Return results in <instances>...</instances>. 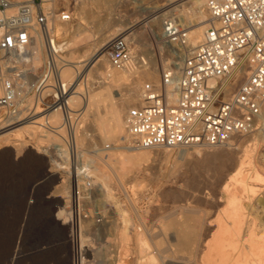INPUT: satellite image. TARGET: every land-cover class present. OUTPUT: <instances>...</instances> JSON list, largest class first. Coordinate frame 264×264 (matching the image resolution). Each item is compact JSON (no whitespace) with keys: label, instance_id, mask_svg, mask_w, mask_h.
I'll return each instance as SVG.
<instances>
[{"label":"rangeland","instance_id":"374dc122","mask_svg":"<svg viewBox=\"0 0 264 264\" xmlns=\"http://www.w3.org/2000/svg\"><path fill=\"white\" fill-rule=\"evenodd\" d=\"M42 2L53 3V10L56 14L62 10L71 13L69 20L61 19L59 15L56 19L64 29L68 28L67 33L58 34L57 40L62 45L65 44V41L77 40L69 47H62L61 53L65 60L86 59L101 44L105 46L112 37L120 33L124 34L132 21L143 20L141 26L137 28L135 36H131L129 40L131 51L138 59L137 65L144 62L143 60L148 61L147 66L157 65L155 63H158V66L163 64L160 73H158L159 79L162 78L160 74L163 72V67L165 68L169 63L174 64L176 56L180 55L181 51L178 52L177 48L180 46L175 42L173 46L170 44L165 46L163 42H157L149 36L147 26L152 21H147L149 19L147 17L150 8L165 5L166 8L162 12H167V14L162 16L163 19L174 17L175 22L186 29L196 18L195 13L200 11V8L193 3L184 5L182 8L179 7L177 11L176 9L172 10L174 5L168 7V2L171 0H42ZM206 8L207 5H204L201 10L207 19L209 12ZM178 14L186 16L187 19H179ZM146 27L147 30H145ZM110 32L114 34L105 41H101ZM162 48L164 50H161ZM87 49L91 53L85 55ZM181 49L185 51L183 47ZM105 58L109 64L105 69L106 74L114 76L116 73H121V69L113 66L106 54ZM94 63L95 61L83 73L79 70L75 71L72 80H70L71 82L78 79L82 88L80 92L83 93V99L80 98L81 100L73 106L75 109L84 110V95L87 89H89L87 91L91 90V93L99 95L108 92L105 90L103 82L110 78L105 74L101 75L97 69L98 64L93 66ZM146 65L137 68V71L132 73L133 75L123 69L124 74L122 75L124 76L115 81V85L109 90L112 91L110 94L118 100L124 99L128 91L127 87L135 85L137 77H140L137 83L140 88H143L145 83L151 82L141 74ZM42 68L43 66L39 72ZM90 69L91 72L86 75ZM34 82L35 79L32 80V83ZM154 83L156 84L157 81ZM127 84L129 85L127 86ZM33 91L23 90L29 106L34 101ZM119 92L121 93L119 94ZM138 104H141V101ZM127 111L126 109L124 115L127 114ZM92 112L89 111L87 116L83 111L76 119L79 123L77 157L71 156L66 150L68 149V130L61 126L58 127L61 129L59 130L61 133L56 134L55 138L40 137L37 139L25 136L37 147L34 148L36 155L29 157L20 144H15L18 142L14 139L17 132L15 129L20 123L18 117L8 116L5 109L0 108V136L2 135L0 137V264H10L11 251L17 237L18 255L14 264H75L76 259L73 263L70 238V235L75 232L78 233L79 239L83 238V241L81 240L77 245L80 251L82 246L87 248L82 264H110L117 260L120 264H140L141 255H144L148 250L159 254L161 259L158 260V264H201V256L205 253L203 250H207L208 243L206 242L217 235L220 217L229 205L223 185L229 176L236 172V168L232 167V162L244 154L243 151L238 152L237 147L238 145L244 146L247 139H252L257 130L237 135L234 137L232 146H191L187 149L185 156L180 155L183 147L169 146L148 148L145 155L135 154V157L139 158V164L136 168H131L123 178L126 194L119 186L115 168L111 166L113 161H110V164H104L100 160V157L105 155L104 153L108 151L112 153L111 149L115 144L124 143L118 140L117 136L112 135L102 139L104 135L102 136L99 126H97L98 121L93 117L94 113ZM38 115H41V112ZM52 116L49 119L52 124L58 126L62 118L56 121L57 114ZM13 145L15 146L13 147ZM104 146L105 148L101 149ZM263 146L264 142L257 156L262 167H264L261 161ZM59 147H64L65 150H61ZM7 149H13L12 154L8 155ZM39 150L40 152H36ZM120 150L127 151L126 148L121 147L115 151ZM140 150H135V152ZM64 151H66L67 158L63 157L62 152ZM217 154L228 155L231 161H224ZM209 155L211 156L209 157ZM86 156H90L93 160L91 165L85 168V171L81 161ZM54 161L58 164L56 165ZM96 163L100 166L103 165L105 172L112 177L111 191L114 195L112 198L114 202L104 200L103 184H101L104 180L99 177H104V175L96 172V168H94ZM51 173H53L52 176ZM76 178L79 189L74 192ZM252 179L249 181L253 186L258 187L256 192L258 195L250 203L260 204L250 206L248 218L250 221H256L259 224L258 233H263L264 221L260 222L263 216L260 209H264L262 208L264 207V181L258 182ZM88 181L91 182L89 187L86 186ZM75 200L79 205L77 217L71 210V205ZM245 202H249L247 198ZM116 203L120 205V208L126 209L130 213L126 232H130L129 226L132 231L124 240L121 231L124 224L123 216L118 213V206L113 205ZM61 209H64V214L59 217ZM97 212L99 213L97 214ZM99 216L102 218L101 222H97ZM199 219L205 221L206 233L201 239V247L192 255V258L190 254L197 249V246L192 244L188 247L192 251L189 249L181 251L178 248L175 235L183 226L190 230L193 229V225ZM246 221L243 214L236 220V223L243 224ZM53 222H57L60 229L54 228ZM145 236L151 245L150 248L142 250L137 242L139 238ZM187 240L191 241L192 238H187Z\"/></svg>","mask_w":264,"mask_h":264},{"label":"built area","instance_id":"2783aa9c","mask_svg":"<svg viewBox=\"0 0 264 264\" xmlns=\"http://www.w3.org/2000/svg\"><path fill=\"white\" fill-rule=\"evenodd\" d=\"M12 6L16 10L10 12ZM207 8L208 26L197 46L184 55L179 68L171 63L163 68L159 84L145 83L142 103L128 109L127 127L134 146L225 145L235 135L260 130L264 125V0H207ZM50 13L42 0H0V83L5 90L0 95V108L8 116L18 117V122L61 109V127L68 130L66 150L77 157L76 119L82 112L69 105L72 83L63 77L66 60L47 27ZM59 15L64 20L71 18L67 10ZM172 18L165 19V31L167 38L180 46V52L188 31ZM35 24L44 35L47 58L35 82L25 85L16 55L29 53ZM105 52L117 68L138 62L122 33L106 43ZM18 90H34L31 106L24 92ZM173 91L177 92L176 100L170 97ZM261 158L264 164V150ZM75 184L74 192L79 189L77 178ZM71 207L77 217L78 202L75 200ZM101 220L97 217V222ZM70 238L73 263L76 259V264H82L85 257L77 246L78 233Z\"/></svg>","mask_w":264,"mask_h":264},{"label":"bare ground","instance_id":"6f19581e","mask_svg":"<svg viewBox=\"0 0 264 264\" xmlns=\"http://www.w3.org/2000/svg\"><path fill=\"white\" fill-rule=\"evenodd\" d=\"M190 3H193L195 6L199 7L200 11L198 13L196 12L197 14L195 13L196 18L192 17L195 19L188 26V29H189L188 39H187V43L183 46V49H185V51H183L181 49V54L176 56V60L174 63L176 68H179L181 66L184 55L188 54V51L190 52L195 46H197V44L203 38V35H204L205 30L207 28L206 26L208 25V22H206L208 20V18L206 19L204 12L201 10V8L204 5H207V0H171V2H168V7L170 5L171 6L174 5L172 10L176 9V11H177V10H179V7L182 8L184 5H188ZM44 7H45L46 11L52 12L48 15L47 27L49 28V30L56 37L60 33L61 34L67 33L68 28L64 29V27L61 26V24H59L56 21L59 14H56L55 10H53V3H51V2L47 3L46 2V3H44ZM165 8H166V6L164 5V6H160V7L153 6L152 8H150V10L148 9L149 14H148L147 18H149V19L147 21H152V22L150 23L149 26H147L148 30H147V27L145 30H147L149 36L151 38H153L154 40H156L157 42H160V43L163 42L165 46L167 44H170L173 46V43H172L173 41L171 39L167 38L166 31H165V23H164L165 20L163 19V17H164V14L165 15L167 14V12H162ZM199 8H197V9H199ZM194 9H196V8H194ZM15 10H16V7L12 6L9 11L13 12ZM180 11H181V9H180ZM192 15H194V14H192ZM177 16L179 17V19H184V20L187 19L186 16L181 15V14H178ZM59 17H60V15H59ZM142 22H143V20L142 21H132L128 25V30L126 32H124V34L127 36L128 40L131 39V36L132 37L135 36L134 34H135V32H137V28L141 26ZM110 28H111V26H110ZM128 31H129V33H128ZM31 33H32L33 37H32V40H31L29 46H28L29 53L18 52V54L16 55V58L19 60L18 61V68L24 71L23 77H24V79H26V82H27V83H25V85H29L32 82V80L35 79V75L39 72V69L42 66H44V63H45L46 58H47V54L45 52V47H46L45 38H44V35H43L42 31L40 30V27L38 26V24L34 25V27L31 30ZM113 34H114L113 32H110L109 34L105 35L101 41H105V39L111 37ZM76 41L77 40H74V39L71 42L65 41V44L62 45L61 42L57 40V46L59 47L60 50H62V47H64V46L69 47L71 44H74V42H76ZM104 48H105V46L103 44H101V46H98L97 49L95 50V52H93V53H91L90 50L87 49L86 50L87 54H85V55H88L90 53L91 54L86 59L66 60L67 62L64 66L62 74H63V77L65 79L72 80L75 71L79 70L80 72L83 73L87 70V68L91 65V63L93 61H95L93 66L98 64L97 69L99 70L101 75L105 74L106 77L110 78V79H108V81H104V82L102 79L105 90H108L107 93H104V94L100 93L102 95H99L96 93H91V90H90V92L87 91L89 89L86 88L87 90H86V93L84 95V101H85L84 110H81V112L85 111V115H87V113L89 111H91V112L93 111L92 112V113H94L93 117H95L96 120L98 121L97 126H99V129L102 133V136L103 135L105 136V137L103 136L104 138L101 136L102 139L107 138L106 136L112 135V136H117L119 138L118 140H121L124 143L121 145L115 144L111 149L112 153L109 151L104 153L105 155L101 156L100 160L102 162H104V164H110V161H113L112 162L113 165H111V166L113 168H115V170H116L115 176L117 177V179L119 181L118 182L119 186H121L120 188H122L124 193L127 194L126 187L123 183V178L131 168H136L138 166V164H139L138 159L139 158L137 159L135 157V154L145 155L148 152L147 151L148 148H154V147L144 148V147H138V146L133 145V143L131 142L129 133H128L127 120H126L127 114L124 115V112L126 111V109L128 110V108L131 105H139L138 104L139 101H141V103H142L143 88H140L139 85L137 84L140 77L136 78V84L135 85H133L131 87H127L128 91L126 93V97L124 99H120L121 101L116 99L115 97H113V95L110 94L112 91H109V90H111L112 86L115 85L116 80L121 79L124 76V75H122V74H124L123 69H124V71L127 70L130 74H132V73H135L137 71L136 70L137 68H139V67L141 68L143 65L145 66L148 61L145 60V62L138 64V65L136 64L137 61H134L131 64H129L128 66L120 68L121 73H119V74L116 73L114 76H111V75L105 73V69L108 68L109 64L106 61L107 58H105L106 52H105ZM161 50H164V49L162 48ZM60 56L64 60V57H63L61 52H60ZM78 57H80V55H78ZM165 62H163V63H165ZM155 64H157V65H151V66L146 65V68L141 72V74H142V76L147 78L149 81H151L153 83L155 81H157L156 84H159V82H160L159 80L161 78L160 79L158 78V73H160V71H161L160 69H161L163 64L161 66L160 65L158 66V63H155ZM91 69L87 72L86 75H88L91 72ZM127 71H125V72H127ZM139 71H141V70H139ZM129 73H127V74H129ZM160 75L162 77L163 72ZM12 78H15L13 73H12ZM104 80H105V77H104ZM71 83H72V86H71L70 95H69V105L72 107V106L76 105L75 103H77L78 101L81 100L80 98L83 99V93L80 92V90H82V88L80 87V82H78V79L75 80L74 82L71 81ZM128 85L129 84H127V86ZM30 87H31V85H30ZM74 88H76V90H74ZM104 88H102V90H104ZM169 90H175V89H173L172 87H169ZM18 91H20L22 93L23 90H18ZM4 92H5V90L2 86V84L0 83V95L3 94ZM100 92H101V90H100ZM120 93L121 92H119V94ZM170 97L172 100H176L177 99V92H174V91L170 92ZM82 108H83V106H82ZM38 114H40V113H38ZM38 114H36L37 116L34 115L31 118H28L24 121H21L15 129V130H17V132L15 133L16 135L14 136L15 137L14 139L18 141L17 143L15 142V144H20L21 147L24 149V151L27 153V155L29 157L36 155V154H34L35 153L34 148H37V147L35 145H33L32 142H29V140H27L25 138V136H31V137L37 138V139H39L40 137L55 138L56 134L61 133L59 131L61 129L58 128L59 126H61L62 119H63L61 109L57 108V109H53V110L48 111L46 114H42V113H41V115H38ZM53 114H55V115L57 114V120L56 121H58L59 118H62L61 123L58 126L52 124L51 120L49 119V118L53 117L52 116ZM94 122H95V120H94ZM53 126H55V127H53ZM77 128H78V125L75 128L76 142H77V137H78L77 136ZM78 135H79V133H78ZM236 136L237 135H235L234 137H236ZM79 137H80V135H79ZM234 137L232 138V140H230L228 142V144L217 145V146H232ZM247 140H246L247 143L245 145L243 144L244 146L240 147V145H238V147H237L238 152L243 151V153H244L243 156L237 160H234V161L232 160L233 161L232 167L234 166L236 168V172L233 173L232 175H230L228 180L225 181L224 182L225 184L223 185V191H224L225 196L228 198L227 201L229 202V205H228L227 210L224 211L220 217L219 230H218L217 235L214 236L210 241L206 242V243H208L206 246L207 250H203V252H205V253L203 255L201 254L202 255L201 256L202 257L201 264H264V232L258 233L257 228H258L259 224L254 220L250 221V219L248 218L249 213H250L249 212L250 206L260 204V203L257 204V202H255L256 204L250 203V201L253 200V198L258 195V193H256L258 191V189H257L258 187L253 186L249 180L251 178H253V179L257 180L258 182L264 181V167H262L260 165L259 160L257 158L258 151H259L262 143L264 142V125L262 126V128L260 130H257V133H255L253 135L252 139H247ZM196 145H200V144L183 146V149L180 151V155L185 156L187 153V149L191 146H196ZM14 146L15 145H13V147ZM120 147L126 148L127 151L120 150V151L116 152L115 150H117V149L119 150ZM59 148L61 150H65L64 147H59ZM104 148H105V146L102 147L101 149H104ZM13 149H7L8 155L12 154ZM140 149H143V150H140ZM135 150H140V151L135 152ZM194 150H196V149H194ZM263 150H264V146H263L262 152H263ZM36 152H40V150L36 151ZM62 153H63V157L67 158L66 157V151H64ZM196 153H197V151H196ZM198 153H200V152L198 151ZM210 156L211 155H209V157ZM218 156H220L222 158V160H224V161L230 160V156H228V155L220 154ZM261 156H262V153H261ZM35 157H37V156H35ZM92 160L93 159L90 156L89 157L86 156V157L82 158L81 165L84 167L83 170H85L86 167H89L91 165ZM261 161H262V158H261ZM54 163L56 165L58 164V162H55V161H54ZM94 168H96V172L98 174L102 173L104 175V177L99 176L100 179L102 177V179L104 180V182H101V184H103L102 190H103V195L105 197L104 200H106V199L112 200V198L114 196L112 191H111L112 177L107 172H105V168L103 165L100 166V165H97V163H96V165H94ZM109 170H111V169H109ZM86 173H88V172H86ZM52 174L53 173H51L50 175L52 176ZM99 177H98V179H99ZM133 189H134V187H133ZM112 190H113V188H112ZM242 192L244 193V196H242V194H243ZM115 198H116V195H115ZM246 198H247V201H249L248 203L245 202ZM57 199L59 200V198H57ZM109 204H110V202H109ZM113 205L118 206V213L123 216L122 221L124 224L122 225V230H121L123 232L122 233L123 234L122 239L123 240L127 239L129 236L128 234L132 231L131 227L129 226L130 232L129 233L126 232V228L128 227L126 224L128 221H130V213L126 209L120 208V205H117V203L113 204ZM262 208H264V207H262ZM260 211L263 215L260 219V222L262 223L264 221V209H260ZM116 213H117V211H116ZM61 214H64V209H61L59 211L58 216L60 217ZM243 214L245 215L247 221L243 224H237L236 220L239 219L241 217V215H243ZM52 226L54 228H59L57 222H53ZM193 227L194 228L190 230L187 227L183 226L178 230L177 234L175 235V237H176L175 239L178 242V248L181 251H183V250L188 251V249H189L188 247L191 246L192 244H193V246L194 245L197 246L196 247L197 249H195L192 253L188 252V253H191L190 254L191 257H192V255L195 254V252L198 251V249L202 245L201 239L205 236V233H206L205 232V228H206L205 227V221L199 219L196 221V224L193 225ZM191 233H193V234H191ZM122 234H121V236H122ZM189 236L192 238L191 241L189 240L190 242L187 240V238L188 239L190 238ZM82 239H80V242ZM137 244L139 245V247L142 250L150 248V245H151L149 243V241L146 239V236L139 238ZM204 245H206V244H204ZM232 248H235V249H232ZM86 249L87 248L85 246H82V248H81L82 256H83L84 252L86 251ZM189 250L192 251V249H189ZM148 251L144 255L141 253L143 256L141 255L142 259L140 261V264H158L159 263L158 260L161 259L159 254L157 253L158 254L157 255L155 252H152V250L149 252ZM17 255H18V237L15 240V244H14L12 251H11L10 264H14V261H15V258L17 257ZM192 258H190V259H192ZM99 264H102V263H99ZM110 264H120V262L117 260V262L115 261V263L113 262ZM189 264H191V263H189Z\"/></svg>","mask_w":264,"mask_h":264}]
</instances>
